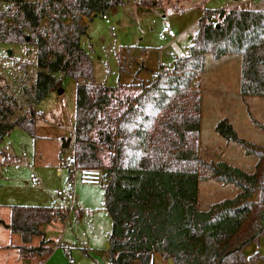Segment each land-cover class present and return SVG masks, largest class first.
<instances>
[{"label": "trees", "instance_id": "trees-1", "mask_svg": "<svg viewBox=\"0 0 264 264\" xmlns=\"http://www.w3.org/2000/svg\"><path fill=\"white\" fill-rule=\"evenodd\" d=\"M15 11L0 13V43L35 48L32 86H23L26 110L6 84H0V143L17 127L35 135V109L59 76L76 81L73 158L77 167H101L104 153L103 205L111 219L110 264H152L153 255L173 264H255L264 259L245 248L264 234V145L236 135L225 120L216 129L257 158L253 172L225 160H206L192 146L200 130V104L194 79L205 57L239 58V92L264 96V9L237 6L211 10L198 22L187 55L170 66L160 64L155 80L106 86L93 80L90 55L81 46L87 21L104 15L125 0H1ZM87 20L84 21L83 19ZM46 21L45 26H41ZM25 31H28L27 34ZM134 95L125 89H135ZM133 91V90H132ZM264 130V124H258ZM200 171L237 191L198 204ZM64 214L44 205L9 206L8 227L18 233L22 257H46L51 240L41 229ZM34 236L42 237L31 245Z\"/></svg>", "mask_w": 264, "mask_h": 264}, {"label": "rangeland", "instance_id": "rangeland-1", "mask_svg": "<svg viewBox=\"0 0 264 264\" xmlns=\"http://www.w3.org/2000/svg\"><path fill=\"white\" fill-rule=\"evenodd\" d=\"M239 1L125 0L124 5L107 11L105 17L92 16L86 22L87 35L81 38V46L91 57L94 82L110 87L152 83L160 64L168 67L177 56L188 54L197 22L205 13L233 7ZM252 3L255 7L264 6V0H252ZM247 5L239 7L247 8ZM14 11V5L0 0V13L5 21L12 23L9 15ZM45 25L43 21L41 26ZM164 26L171 28L174 39L162 35ZM141 55L145 57L143 62L138 60ZM36 71L34 46L0 43V84H6L20 104L19 114L26 110V97L21 88L32 86ZM59 81V85L35 105L39 113L35 120L36 137L15 127L0 143V246L19 238L11 234L3 222L9 219L10 205L53 206L64 213V222L57 216V221L43 228L47 238L67 248L56 247L44 258L35 256L33 264H110L107 242L111 219L103 205V184H82L75 173L72 175L75 201L71 204L56 197V192L63 189L68 180L66 166L77 169L74 163L62 161L71 155V148H63L62 144L73 131L76 81L66 75L59 76ZM192 87L200 101V130L191 140L192 146L196 144L198 153L208 161L225 160L253 172L257 158L247 155L239 144L216 129L217 124L225 120L240 138L264 145V130L258 125L264 124V96L240 94L238 56L205 57L202 71ZM125 91L134 95L138 88ZM109 163V153L105 151L101 168ZM200 175V208L231 197L237 191L231 183L214 181L207 171H200ZM40 240L34 237L30 244L39 245ZM255 251L264 257V234L259 237L258 245L252 243L245 248L246 255ZM0 264L27 263L17 261L14 250H0ZM152 264L173 262L168 263L155 253ZM255 264H264V259Z\"/></svg>", "mask_w": 264, "mask_h": 264}, {"label": "built area", "instance_id": "built-area-1", "mask_svg": "<svg viewBox=\"0 0 264 264\" xmlns=\"http://www.w3.org/2000/svg\"><path fill=\"white\" fill-rule=\"evenodd\" d=\"M105 17V14L103 15ZM162 35L170 39L175 38L174 32L169 26H164L162 29ZM144 56H139L138 60L143 62ZM65 161L69 164L74 163L73 156H67ZM76 169V168H75ZM74 169V170H75ZM78 173V180L82 184L101 185L104 183V170L101 167H77L73 174ZM34 178L33 176H31ZM56 197L69 201L71 204L75 201L74 193V179L70 178L63 189L56 192Z\"/></svg>", "mask_w": 264, "mask_h": 264}, {"label": "crops", "instance_id": "crops-1", "mask_svg": "<svg viewBox=\"0 0 264 264\" xmlns=\"http://www.w3.org/2000/svg\"><path fill=\"white\" fill-rule=\"evenodd\" d=\"M245 3H247L248 5H247V8L246 9H264V6H262V7H255V3L253 4L252 3V0H241V2L239 1L237 4H235V5H233V6H237V7H239V5H245ZM252 5H254V7H252ZM230 7H232V6H228V7H226V8H230ZM189 38H191V37H189ZM176 56V55H175ZM177 57H179V56H177ZM53 91V89H51L50 90V92L49 93H51ZM37 137H39L40 138V136H37ZM70 138V143H69V147L71 148V155L70 156H73V131H72V133H71V136L69 137ZM67 146V147H68ZM62 161H63V163L65 162L66 163V161H65V159H62ZM69 164V163H68ZM67 167V169H68V173H67V179L69 180L70 178H73L74 179V177H72V175H74L73 173H74V168H71L70 167V165L69 166H66ZM67 180V181H68ZM75 180V179H74ZM66 181V182H67ZM75 182V181H74ZM75 199H76V196H75ZM72 208V207H71ZM64 214V213H63ZM59 217V216H58ZM55 218H57V215H54L53 216V218H52V220L51 221H57ZM60 218V217H59ZM64 218H65V216L64 217H62V218H60L59 220H60V222H64ZM63 221H62V220ZM50 221V222H51ZM4 222V225H5V227L6 228H8V231H10L9 230V227H8V223H9V219L8 220H6V221H3ZM6 223V224H5ZM46 224H48V223H46ZM46 224H43L42 226H41V229H42V231L44 232V236H45V239H49V238H47L46 237V234H45V231H44V228H43V226L44 225H46ZM10 233L11 234H17L18 235V239L16 238V240L15 241H11L10 243H8V244H4V245H2V246H0V250H4V251H12V250H14V257H15V259L17 260V261H24V262H26L27 264H33V262H34V257H22L20 254H19V252H18V250H17V248H16V246L17 245H19V244H21V237H20V235L18 234V233H12L11 231H10ZM34 237H39L40 239H42V237H40V236H34ZM34 237L32 238V240H31V243L34 241ZM49 240H51V239H49ZM36 241H39V240H36ZM41 241V240H40ZM52 242H51V246H52V251H51V253L53 252V250L56 248V247H60V246H62V247H64V248H67L66 246H64L63 244H61V243H59V242H54L53 240H51ZM50 253V254H51ZM42 258V257H41Z\"/></svg>", "mask_w": 264, "mask_h": 264}, {"label": "water", "instance_id": "water-1", "mask_svg": "<svg viewBox=\"0 0 264 264\" xmlns=\"http://www.w3.org/2000/svg\"><path fill=\"white\" fill-rule=\"evenodd\" d=\"M59 92H62V90H60ZM69 143H70V138H68L67 140L63 142L62 147L66 148L69 145ZM109 247H110V244L109 242H107V248L109 249ZM171 261H172L171 259H168V263H171Z\"/></svg>", "mask_w": 264, "mask_h": 264}]
</instances>
